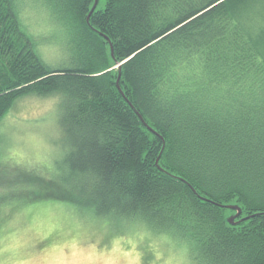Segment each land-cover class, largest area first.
Segmentation results:
<instances>
[{"label": "trees", "instance_id": "16d2710c", "mask_svg": "<svg viewBox=\"0 0 264 264\" xmlns=\"http://www.w3.org/2000/svg\"><path fill=\"white\" fill-rule=\"evenodd\" d=\"M25 3L61 49L55 66ZM93 4L0 0V120L23 97H56L66 148L0 201L169 238L188 264H264V0H105L87 22ZM230 205L235 221L256 216L232 226Z\"/></svg>", "mask_w": 264, "mask_h": 264}, {"label": "rangeland", "instance_id": "374dc122", "mask_svg": "<svg viewBox=\"0 0 264 264\" xmlns=\"http://www.w3.org/2000/svg\"><path fill=\"white\" fill-rule=\"evenodd\" d=\"M104 5L105 0H98V9ZM24 6L42 59L57 65L63 59L60 47L47 42V27L40 14L30 4ZM57 100L23 97L0 120V177L6 183L0 196L10 193V181L20 173L36 171L46 176L47 168L66 153L57 122ZM3 202L2 198L0 264H130L135 257L125 254L133 252L139 254L140 264H145L149 255L150 264H188L185 249L169 238H148L136 228L124 234L110 233L100 222L82 226L61 204H30L33 208L23 206L10 213ZM146 242L152 246H145Z\"/></svg>", "mask_w": 264, "mask_h": 264}, {"label": "water", "instance_id": "95a60500", "mask_svg": "<svg viewBox=\"0 0 264 264\" xmlns=\"http://www.w3.org/2000/svg\"><path fill=\"white\" fill-rule=\"evenodd\" d=\"M97 1H98V0H94V4H93V6L91 7L90 12H89V14H88V16H87V18H86V21H87V22H88V18H89V16H90V14L93 12V10H94L95 7H96ZM119 76H120V73H119L118 78H117V81H116V86H117L118 90L120 91V93L122 94V92H121V90H120V88H119V85H118ZM128 103H129V105L131 106V108L134 109V112H135L136 115L139 117V119L142 121V123L145 124V122H144L143 118L141 117V115L135 110V108L132 106V104H131L129 101H128ZM147 128L149 129V131H150L151 133H154V134L158 135L155 131L151 130V128H149V127H147ZM158 136H159V135H158ZM159 137L161 138V136H159ZM161 139H162V138H161ZM158 160H159V156L157 157V159H156V161H155V164H156V165L158 164ZM217 206L223 207V206H221V205H219V204H217ZM224 207L227 208V209H230V210L235 211V214H234V215H231V216H229V217L227 218V222H228L230 225H232V226H234V225L238 224L239 222H242V221H244V220H246V219H249V218H251V217L256 216V214H255V215L247 216V217H245V218H243V219H240L239 221H234L237 217L240 216L241 209H240L238 206H236V205H230V206H224Z\"/></svg>", "mask_w": 264, "mask_h": 264}, {"label": "clouds", "instance_id": "9594fccd", "mask_svg": "<svg viewBox=\"0 0 264 264\" xmlns=\"http://www.w3.org/2000/svg\"><path fill=\"white\" fill-rule=\"evenodd\" d=\"M125 255L135 257L133 260L130 261V264H140V256L138 253L133 252V253H127Z\"/></svg>", "mask_w": 264, "mask_h": 264}, {"label": "snow or ice", "instance_id": "6c2138e0", "mask_svg": "<svg viewBox=\"0 0 264 264\" xmlns=\"http://www.w3.org/2000/svg\"><path fill=\"white\" fill-rule=\"evenodd\" d=\"M6 187V183L2 177H0V188Z\"/></svg>", "mask_w": 264, "mask_h": 264}]
</instances>
